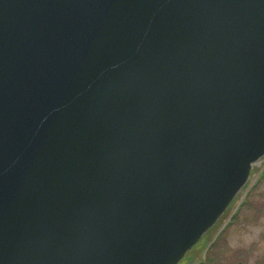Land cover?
<instances>
[{"label":"water","instance_id":"obj_1","mask_svg":"<svg viewBox=\"0 0 264 264\" xmlns=\"http://www.w3.org/2000/svg\"><path fill=\"white\" fill-rule=\"evenodd\" d=\"M264 158V0H0V264H179Z\"/></svg>","mask_w":264,"mask_h":264},{"label":"rangeland","instance_id":"obj_2","mask_svg":"<svg viewBox=\"0 0 264 264\" xmlns=\"http://www.w3.org/2000/svg\"><path fill=\"white\" fill-rule=\"evenodd\" d=\"M262 161L264 162V160ZM262 169L264 170V166L261 165L253 170L250 181L239 193L236 200L240 198L231 205L229 213L234 214L236 208L240 207L237 211L239 215L236 218V225L228 231L224 244L231 247H249L258 240L259 236H261L259 244L264 243V178H261ZM244 194L247 195L248 202L242 205L243 197L241 196ZM226 221L228 220L226 219L223 223ZM218 229L219 227L215 228L213 234ZM198 246L195 248L197 249ZM194 250L187 253L181 264H198L205 259V247L200 246L198 250Z\"/></svg>","mask_w":264,"mask_h":264},{"label":"flooded vegetation","instance_id":"obj_3","mask_svg":"<svg viewBox=\"0 0 264 264\" xmlns=\"http://www.w3.org/2000/svg\"><path fill=\"white\" fill-rule=\"evenodd\" d=\"M262 160H264V158ZM262 160L260 161V164L255 166L254 170L261 165L262 167L264 166V162ZM261 173V178L263 179V169L261 170ZM241 197H243L242 205L243 203L248 202L247 195L244 194V196L242 195ZM236 198L231 205L235 202ZM231 205L219 221L204 234L203 238L196 245H199L198 248L203 246L206 249L205 259L198 264H264V243L259 244L261 236H259L258 240L249 247H231L228 244H224L226 242L228 231L236 225V218L239 215V212L237 211L240 207L236 208L234 214L229 213ZM226 219L228 221L223 223ZM217 227H219L218 231L213 234V231ZM198 248L196 249L194 247L193 249L198 250Z\"/></svg>","mask_w":264,"mask_h":264}]
</instances>
